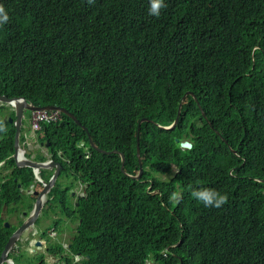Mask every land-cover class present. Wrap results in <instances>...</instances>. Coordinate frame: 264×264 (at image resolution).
<instances>
[{"label": "trees", "instance_id": "16d2710c", "mask_svg": "<svg viewBox=\"0 0 264 264\" xmlns=\"http://www.w3.org/2000/svg\"><path fill=\"white\" fill-rule=\"evenodd\" d=\"M3 1L11 5L12 21L0 27L2 91L65 106L80 122L63 115L45 129L51 147L72 151L60 176L86 183L78 205L60 182L51 193L77 222L71 246L83 258L74 263L66 255V264H146L150 255L158 264H264V50L253 68L251 39L242 27L263 18L264 0H166L173 21L156 37L160 46L142 42L147 0ZM21 12L28 29L17 25ZM216 34L225 42L212 51ZM210 68V80L181 76ZM179 77L177 95L166 101ZM242 78L256 95L237 87ZM189 87L207 117L188 95L184 106L191 114L183 110L174 128L159 126L175 119L180 93ZM144 116L153 122L139 131L144 172L137 180L121 169L119 153L99 152L90 140L124 152L125 169L137 172ZM11 130L0 124V160L12 152V135L5 133ZM185 134L191 149L175 141ZM7 163L13 166L14 159ZM32 175L15 168L1 177L0 255L15 229L4 225L3 205H12L9 212L32 208L35 197L20 192ZM204 186L226 192L227 202L206 208L195 201L191 190ZM49 249L60 256L64 248L51 242Z\"/></svg>", "mask_w": 264, "mask_h": 264}, {"label": "clouds", "instance_id": "9594fccd", "mask_svg": "<svg viewBox=\"0 0 264 264\" xmlns=\"http://www.w3.org/2000/svg\"><path fill=\"white\" fill-rule=\"evenodd\" d=\"M92 3H98L101 5H106L112 2V0H89ZM27 5H30V2L27 3ZM166 0H147V11H148V20L145 24V30L146 34L142 38V42H146L149 40H153L158 46L163 45V43L156 40V37L161 33H165L167 31V27L169 23H171L173 20L165 13L166 8ZM18 21V27H23L25 29H28V23H27V17L21 12V15L19 16ZM11 5L10 3L6 4L3 0H0V27L9 26L11 24ZM245 32L248 34L249 38L251 39L252 46L250 48V56L249 59L252 62V67L255 68V63L257 60V53L261 51V49L264 50V15L263 18L260 20H256L252 18L250 21H247L243 26ZM187 32L185 29L184 34ZM215 43L212 45L211 50L215 51L218 47H221L224 45V38L225 36L223 34H216L214 35ZM232 61V58H231ZM212 72V69H203L201 70L200 75H195L192 72V69L184 72L181 76L184 75L185 79L187 81H195L198 79H201L203 81L210 80V74ZM180 80L183 82L182 78H178L177 81L173 83L175 85L176 89L173 92H168L167 96L165 97L166 101H170L173 97H175L179 91L177 88V84ZM238 88L241 90L244 89L245 92L254 94V90L243 80L241 79V82L237 85ZM2 82L0 83V124L3 125L4 130L6 131V128H11V131L5 132L8 135H12V152L4 159L0 160V183L2 181L1 177L4 174H11L13 169L19 168L24 169V171H28L29 169L32 170L33 173V180L29 184L28 187H24L20 189V192L25 196L29 197L33 195L35 198L32 199V208L27 210H22L21 212L15 210L13 212H9V209H11V206H7L6 204L3 205L2 208V217L7 221L8 218L6 215L13 216V219L15 222L11 221H4V225L6 227L15 226V229L13 230L10 237L14 234V232L23 224V222L30 216L32 211L35 208L36 200L38 198L39 193L42 192V190L45 188V186L53 179V176L58 169L59 173L55 178L54 184L51 185V187L43 194V204L40 209L39 215L35 219L34 223L31 224L30 227L26 228L25 230H29L28 235L25 237L23 236V232L19 235L18 239L7 249L5 258L2 261V264H66L65 260H63V257L66 255H69L73 262H79L83 255L79 252H73L72 246H71V238L73 237L72 234L76 232V226L77 222H73V218L69 217L68 215L62 213L61 210V204H57V200L54 199L55 195L51 194L52 190L58 182L62 184V190L63 187H67V184L72 185V189L69 191L71 192L72 201L74 204L78 205V201L76 200L78 197L86 195V183L80 181L71 179L67 175L63 174L61 175L64 162H69V155L72 154V151L68 148H62V147H51V141L50 138H48L45 129L53 124L58 123L63 120V115H67L70 118H72L74 121L79 122L77 116L71 112L67 107L50 103L45 105L37 104L31 99L30 97H27L22 94H8L6 92L2 91ZM194 89L189 87L188 90H186L183 94L180 93V100L178 104L177 109V115L175 119L169 123V124H159V126L171 129L174 128L177 123L179 122L180 116L182 114V111L191 114L189 112L188 108L184 106V101L187 98L188 95H192L194 99L197 101L201 113L203 116H206V110L202 107L201 103L198 100L197 95L193 91ZM2 91V92H1ZM231 90H228L227 93H229ZM26 102L28 105H31L30 107L27 105L23 106L22 114L21 116H18L17 113V107L18 102ZM218 104V101L216 102ZM61 108H64L67 112L71 113L72 115L65 113L62 111ZM208 111V110H207ZM29 114V115H28ZM28 115V117H27ZM201 114L197 115L194 123H197L199 120ZM142 120V122L139 124V122ZM138 122V131H137V152H138V144H139V169L137 172H132L130 170L125 169V162H126V156L125 153L119 150L118 148H114L112 150L104 149L98 145H96L92 140H90L91 145L94 149L98 150L96 147L104 150L102 153L106 154H114L119 153L121 156V169L124 171V173L134 179H141L144 167L141 163V153H140V137H139V131L141 128V124L143 122H153L152 118L144 116L142 117ZM80 124V122H79ZM82 128L88 133V135L91 137L92 135L89 134V130L85 125H82ZM218 131V130H217ZM3 138V136H2ZM0 138V140H2ZM175 141L179 143V146L183 149H191L193 147V141L190 138H187L186 134L183 139H180L179 137L175 138ZM187 141L192 144L191 147H183L181 145V142ZM84 142H81L78 144V146H82ZM122 153L124 154V166L122 168ZM86 156H89L88 153H86ZM14 159V165L9 166L7 161L9 159ZM18 161L23 162V164L19 165ZM28 161L32 162H38V163H45L44 166H33L30 164H27ZM53 163V166H50V164ZM176 165V168L173 167V165ZM58 165H60L58 167ZM172 167L177 169V164L173 163ZM140 168H142V173L139 178L136 176L140 172ZM228 175L232 176L235 175L234 170H229ZM63 177L66 178V181L63 179ZM162 177L165 178V175L162 174ZM67 182L66 185L63 183ZM19 186H21V183H19ZM151 184L148 186V190L151 189ZM82 188V189H81ZM81 189V194L79 193ZM154 191V190H153ZM66 192V191H65ZM68 192V193H69ZM66 195V194H65ZM191 197L201 203L206 208H219L223 204H225L228 200V195L226 192H222L215 187L210 186H204V187H194L190 192ZM173 197H175V194H173ZM180 197V196H177ZM24 200V198H22ZM74 200V201H73ZM52 203V210L49 209L50 203ZM60 203L62 201L61 198L58 200ZM15 205V203H14ZM56 206V207H55ZM55 208V209H54ZM46 212V214L53 218V223L50 225H47L43 222H39V217L43 212ZM64 214L66 219V227L64 230L59 231L57 229L58 223L57 217L58 215ZM21 220V222H19ZM57 222V225H54V223ZM8 223V226L6 225ZM67 224L69 227H67ZM47 225V226H46ZM70 228H72V233L70 232ZM69 232V237H66V234ZM71 235V236H70ZM10 237L8 238L7 242L9 241ZM6 242V244H7ZM38 242L40 244H38ZM59 243L63 246L64 250L58 256L53 251L49 249V243ZM5 244V246H6ZM176 245V244H174ZM5 246L3 247V250L0 255V259L2 256V253L5 249ZM16 254L15 256L13 255ZM149 259L153 260V263L158 264L154 257L150 255L148 259L146 260V264Z\"/></svg>", "mask_w": 264, "mask_h": 264}, {"label": "water", "instance_id": "95a60500", "mask_svg": "<svg viewBox=\"0 0 264 264\" xmlns=\"http://www.w3.org/2000/svg\"><path fill=\"white\" fill-rule=\"evenodd\" d=\"M24 105H27V106H31V105H28L25 101L24 102H18V107H17V113H18V116H21V114H22V109H23V106ZM32 107V106H31ZM62 109V111H64L65 113H68V114H70V115H72L71 113H69V112H67L64 108H61ZM73 116V115H72ZM142 122V120L139 122V124ZM181 145L183 146V147H191L192 146V144L191 143H189V142H187V141H183V142H181ZM98 150H100L101 152H103L104 150H102V149H100V148H98V147H96ZM138 156H140V154H139V144H138ZM125 158H124V154L122 153V168H123V166H124V162H125V160H124ZM18 164L19 165H21V164H23V162H21V161H18ZM27 164H30V165H35V166H44V165H46L45 163H38V162H32V161H28V163ZM50 166H53V163H51L50 164ZM60 165H58V167H59ZM173 167L174 168H176V165L174 164L173 165ZM58 173H59V171H58V169L56 170V172H55V174H54V176H53V179L45 186V188L42 190V192L41 193H39V195H38V198H37V200H36V204H35V208H34V210L32 211V213L30 214V216L23 222V224L14 232V234L10 237V239H9V241L7 242V244H6V246H5V249H4V251H3V253H2V256H1V259H0V264H2V261L4 260V258H5V254H6V251H7V249H9V247L18 239V237H19V235L23 232V236H27L28 235V231L29 230H25L26 228H28V227H30L31 226V224L32 223H34V221H35V219L37 218V216L39 215V212H40V209H41V207H42V204H43V201H44V199H43V194L51 187V185H53L54 184V181H55V178H56V176L58 175ZM141 173H142V168H140V172H139V174L136 176L137 178H139L140 177V175H141ZM6 225L8 226V223H6ZM38 244H40L39 242H38Z\"/></svg>", "mask_w": 264, "mask_h": 264}, {"label": "rangeland", "instance_id": "374dc122", "mask_svg": "<svg viewBox=\"0 0 264 264\" xmlns=\"http://www.w3.org/2000/svg\"><path fill=\"white\" fill-rule=\"evenodd\" d=\"M29 115V114H28ZM28 115H27V117H28ZM167 177V176H166ZM63 179L66 181V178L65 177H63ZM64 181V185H66L67 184V182H65ZM63 189L65 190V191H67V187H63ZM82 189V188H81ZM81 189H80V194H81ZM65 194H66V198L71 202L72 201V197H71V192H65ZM74 201V200H73ZM56 207V206H55ZM55 209V208H54ZM11 215H13V214H11ZM11 215H6L5 214V216H7L8 218L6 219L7 221H11V222H15L14 221V219H13V216H11ZM65 219H66V217H65V215L64 214H61V215H58V217H57V222H59L58 223V227H57V229L59 230V231H61V230H64V228L66 227L65 225H66V223H65ZM7 221H5V222H7ZM39 222L41 223V222H43V223H45V224H47V225H50V224H52L53 223V218H51V217H49L47 214H46V212L44 211L42 214H41V216L39 217ZM46 225V226H47ZM67 227H69L68 226V224H67ZM70 232L72 233L73 231H72V228H70ZM76 233V232H75ZM75 233H73L72 234V236H74V234ZM71 236V235H70ZM66 237L68 238L69 237V232L66 234ZM74 240H72L71 239V242H73ZM64 250V249H63ZM80 251H78V253H79ZM13 255L15 256L16 254H14L13 253ZM147 264H156V263H153V260L152 259H149L148 260V262H147Z\"/></svg>", "mask_w": 264, "mask_h": 264}]
</instances>
